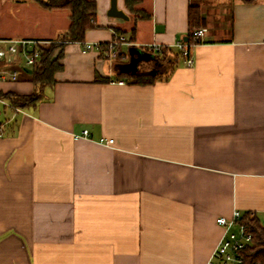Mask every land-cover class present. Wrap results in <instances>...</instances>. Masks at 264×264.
Here are the masks:
<instances>
[{
    "label": "crops",
    "instance_id": "crops-1",
    "mask_svg": "<svg viewBox=\"0 0 264 264\" xmlns=\"http://www.w3.org/2000/svg\"><path fill=\"white\" fill-rule=\"evenodd\" d=\"M95 1L83 41L121 34L119 55L66 42L36 106L0 100V264H206L219 216L264 220V0H140L149 18ZM193 3L205 35L170 67L158 51L177 52ZM70 22L66 8L0 0V38L58 41ZM19 68L0 59V73ZM161 70L146 85L124 75ZM34 89L0 79L3 93Z\"/></svg>",
    "mask_w": 264,
    "mask_h": 264
},
{
    "label": "trees",
    "instance_id": "trees-1",
    "mask_svg": "<svg viewBox=\"0 0 264 264\" xmlns=\"http://www.w3.org/2000/svg\"><path fill=\"white\" fill-rule=\"evenodd\" d=\"M43 7L48 9L66 8L70 10L71 22L67 30L61 34L59 41L42 47V54L37 62L32 66L24 69L25 76L35 85V89L30 94H18L15 92L3 93L0 91V99L5 103L2 105L7 107H30L36 104L42 98L45 87L53 85L56 82L55 73L63 68L62 58L64 56L63 45L69 41L83 42L87 29L96 25L97 2L95 0H37ZM125 6L135 14L136 18H149L151 16L145 10L137 8L140 0H124ZM251 2L252 0H243ZM205 26V18L202 15L200 4L193 3L189 9V30L186 35L187 41L192 42L193 31L197 28ZM135 27L132 29L135 34ZM201 39H197L200 42ZM61 47V48H60ZM163 54L161 60L164 63L169 62V66L173 67L179 55L182 56L180 50L172 51L168 47H163L158 54ZM159 54V55H160ZM158 55V56H159ZM164 70L159 72H128L124 75L131 83L146 85L154 83ZM105 81V78H99ZM7 102V103H6ZM1 109V108H0ZM1 124V122H0ZM241 222L246 224L247 230L252 233L253 240L250 245L240 251L243 258L241 264H264V222L256 214L251 211L243 213Z\"/></svg>",
    "mask_w": 264,
    "mask_h": 264
},
{
    "label": "built area",
    "instance_id": "built-area-1",
    "mask_svg": "<svg viewBox=\"0 0 264 264\" xmlns=\"http://www.w3.org/2000/svg\"><path fill=\"white\" fill-rule=\"evenodd\" d=\"M205 31V27L197 28L192 33L194 39L192 42L180 40L175 44L176 48L181 51L182 56L187 63L193 61L190 54L191 47L198 43L197 39H201L205 35ZM125 41H127L125 36L116 34L115 38L108 43L84 41L81 43L83 51L96 48L105 52L108 57L114 58L119 55V46ZM52 42L55 41L0 38V59H7L9 61L15 60L19 62L23 61L24 69L32 67L40 58L43 52L42 47L51 44ZM17 77V71L11 73L3 71L0 73V79L2 80L8 78L15 80ZM88 133V129H84L82 134L88 135ZM1 134L2 127H0V135ZM113 142V138H109L107 141V143ZM242 216L243 214L240 211L235 210L230 218L225 216H219L217 218V223L224 227L225 232L206 264H241L243 262L240 251L252 243L253 236L252 233L247 230L246 224L241 222Z\"/></svg>",
    "mask_w": 264,
    "mask_h": 264
},
{
    "label": "water",
    "instance_id": "water-1",
    "mask_svg": "<svg viewBox=\"0 0 264 264\" xmlns=\"http://www.w3.org/2000/svg\"><path fill=\"white\" fill-rule=\"evenodd\" d=\"M109 13L114 16H121L128 18V16L124 13V11L118 8L117 0H111V8ZM184 40H187V37H185ZM28 71L31 72V69L28 68Z\"/></svg>",
    "mask_w": 264,
    "mask_h": 264
},
{
    "label": "rangeland",
    "instance_id": "rangeland-1",
    "mask_svg": "<svg viewBox=\"0 0 264 264\" xmlns=\"http://www.w3.org/2000/svg\"><path fill=\"white\" fill-rule=\"evenodd\" d=\"M18 70H19V72H20V74H19L18 77H22V75H25V73H24V69H23V68H19Z\"/></svg>",
    "mask_w": 264,
    "mask_h": 264
}]
</instances>
